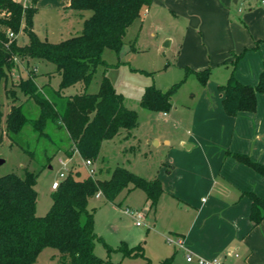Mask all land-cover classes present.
<instances>
[{
    "label": "trees",
    "instance_id": "trees-1",
    "mask_svg": "<svg viewBox=\"0 0 264 264\" xmlns=\"http://www.w3.org/2000/svg\"><path fill=\"white\" fill-rule=\"evenodd\" d=\"M154 1L70 0L69 8L91 10V15L85 19L81 34L53 43L41 39L34 29L38 0L26 3L0 0V143L4 135L19 141L24 128L30 124L38 141L47 139L50 146L55 147L54 152L47 155V165L62 151L67 158L78 154L82 159L94 161L104 140L115 137L121 130L136 128L137 112L124 105L123 95L107 76L103 77L98 92H64L77 83L87 88L99 65L105 64L104 50L112 48L120 52L128 29ZM11 32L14 37L10 36ZM21 32L28 37L24 45L18 43ZM32 60L54 63L56 70L38 73L36 67L30 69ZM22 71L28 72L27 77L21 75ZM187 71L194 72L203 84L211 74L210 68ZM16 74L20 76L15 79ZM45 75L49 78L42 81L41 77ZM56 76L58 86L51 82ZM3 85L10 99L4 124ZM173 91L174 88L163 91L149 86L141 103L148 109L166 111L172 105ZM220 91L228 115L253 112L257 109L258 94H264V69L256 85L244 84L232 73L220 86ZM31 102L37 111L30 107ZM54 129L66 132L68 144L65 147L54 137ZM50 146L47 144V152ZM30 153L33 156L34 151ZM234 156L264 174V165L252 161L247 155ZM38 177V172L29 170L25 176L9 173L0 177V264H35L46 247L59 250L66 264H113L110 259L95 253L96 243L102 237L95 231L96 208L89 207L91 199L101 192L107 200L114 202L125 190L142 188L153 209L164 191L159 178L148 180L125 167H117L105 180L88 174L82 176L80 171L70 168L52 193L50 210L39 216ZM245 194L252 200L250 218L254 225H258L264 219V197L254 192ZM105 245L108 253L118 250L123 256L141 257L150 264L142 243L132 247L126 242L118 247ZM171 262L172 257L161 261L162 264Z\"/></svg>",
    "mask_w": 264,
    "mask_h": 264
},
{
    "label": "crops",
    "instance_id": "crops-1",
    "mask_svg": "<svg viewBox=\"0 0 264 264\" xmlns=\"http://www.w3.org/2000/svg\"><path fill=\"white\" fill-rule=\"evenodd\" d=\"M55 1L54 8L73 12L70 0ZM159 5L172 14L177 29L181 25L179 54L187 69L210 68L211 74L188 111L173 119L178 126L184 119L190 127L183 126L178 145L167 141L171 149L158 175L164 191L154 211L155 240L144 246L145 254L150 264L169 257L171 264H197L187 260L188 253L219 257L226 264H264V219L254 225L252 200L245 194L264 197V174L234 156L247 155L264 165V94H258L255 111L230 116L220 91L232 73L244 84L258 83L264 69V5L259 0H155L144 10ZM168 237H182L185 247L169 243ZM140 243L146 242L127 244ZM106 258L113 264H146L118 250Z\"/></svg>",
    "mask_w": 264,
    "mask_h": 264
},
{
    "label": "rangeland",
    "instance_id": "rangeland-1",
    "mask_svg": "<svg viewBox=\"0 0 264 264\" xmlns=\"http://www.w3.org/2000/svg\"><path fill=\"white\" fill-rule=\"evenodd\" d=\"M55 0H38L37 12L34 16V28L43 40L58 43L72 36L81 34L84 29V21L91 15V10L66 12V8H54ZM151 9V8H150ZM68 10V8L66 9ZM172 14L159 6H153L150 10H144L129 28L125 35V44L120 52L112 48H106L103 53L105 64L99 65L95 75L87 86L77 83L65 89V94H76L87 90L98 92L100 83L107 76L118 92L123 95L124 105L137 112L138 125L128 131L121 130L115 137L104 140L98 156L94 159L93 168L98 179L110 178L113 170L117 167H125L135 174L145 178H158L159 173L165 165V159L171 149L167 141L171 140L178 145L179 136L185 127H190L182 117L184 125H175L173 119L177 114L182 115L186 106L197 100L201 95L204 84L194 72H188L182 55L179 54L183 30L178 23L174 25ZM174 32L176 41L171 43V34ZM28 42L25 32L18 35V43L24 45ZM27 61L25 62V64ZM36 67L38 73L47 74L56 70L54 63L45 60H32L30 69ZM18 74V73H17ZM17 74L14 76L16 79ZM25 78L27 71H22ZM43 77V78H42ZM46 81L48 75L42 76ZM54 86L59 85V78L51 79ZM149 86L163 91L174 88L171 97V107L166 110L148 109L141 103L142 96ZM3 102V124L10 109V99L7 97L4 85L1 90ZM30 107L37 111L35 105ZM179 107V109H177ZM33 111V113H36ZM163 112H167L164 115ZM178 115V116H179ZM190 115V114H189ZM186 123V124H185ZM184 126V127H183ZM53 135L56 140L68 144L67 135L64 130L54 129ZM18 140H11L4 135L0 143V177L16 173L25 176L26 171L39 173L37 191V215L43 216L50 210L53 198L52 184L60 180V173L64 166L59 162L61 158L70 163L71 169L80 171L82 176L87 175L88 170L84 165V159L78 154L67 158L64 152L47 165V155H51L55 147L50 146L47 139L37 140V134L32 126L27 125ZM160 142L159 144L157 142ZM47 144L50 148L47 152ZM29 149V150H28ZM30 151H34L33 156ZM97 194L90 201V208H96L94 215V226L96 233L102 237L97 241L95 253L107 257L106 243L115 247L122 242L129 245L144 240L147 247L153 238L152 228L155 218V208L147 198V193L142 188H133L122 192L113 202L107 200L103 194L97 198ZM127 209L140 211L142 218H137L126 213ZM141 221V225H137ZM35 264H66L59 250L46 247L40 253Z\"/></svg>",
    "mask_w": 264,
    "mask_h": 264
},
{
    "label": "built area",
    "instance_id": "built-area-1",
    "mask_svg": "<svg viewBox=\"0 0 264 264\" xmlns=\"http://www.w3.org/2000/svg\"><path fill=\"white\" fill-rule=\"evenodd\" d=\"M262 5H264V0H259ZM11 37H14L15 34L13 32L10 33ZM84 165L86 166L88 170V175L94 177L95 176V169L93 168V160L92 159H84ZM59 162L64 166V171L60 173V180L54 181L52 184L53 190L57 189L60 185V182L68 175L70 171V163L66 161L65 159L61 158ZM97 196H101V192L97 193ZM126 213L131 214L137 218H142V213L140 211H133L131 209H127ZM141 221H137V225H140ZM169 243H172L178 247H185L184 239L182 237L179 238H172L168 237L167 238ZM187 260L189 262H196L197 264H226L224 260H222L219 257H214V258H206V257H195L192 253L187 254Z\"/></svg>",
    "mask_w": 264,
    "mask_h": 264
},
{
    "label": "water",
    "instance_id": "water-1",
    "mask_svg": "<svg viewBox=\"0 0 264 264\" xmlns=\"http://www.w3.org/2000/svg\"><path fill=\"white\" fill-rule=\"evenodd\" d=\"M50 168H52V166L50 165Z\"/></svg>",
    "mask_w": 264,
    "mask_h": 264
}]
</instances>
